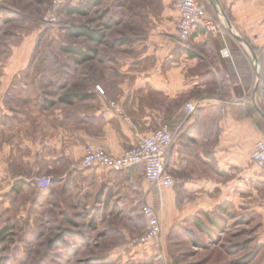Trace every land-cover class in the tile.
<instances>
[{"label":"crops","instance_id":"1","mask_svg":"<svg viewBox=\"0 0 264 264\" xmlns=\"http://www.w3.org/2000/svg\"><path fill=\"white\" fill-rule=\"evenodd\" d=\"M129 1L118 2L142 9L133 23L130 18L119 22L132 24V40L125 54L110 53L117 63L101 71L104 74L95 84L103 93L91 86L75 105L68 103L66 111L54 112L45 121L48 125L44 123L49 128L39 130L36 138L28 136L20 146L29 155L17 156L16 146L0 142V177L21 179L23 188L37 175L63 179L64 174H72L69 166L83 156L87 143L116 154L131 147L137 133L148 135L166 122L173 136L165 161L175 181L172 188L159 190L146 181L140 165L117 172L98 167L84 173L89 174L85 189L97 188L93 197L101 215L113 214L116 203L121 210L134 212L139 200L136 179L142 178L149 188L146 204L158 208L163 197L160 224L169 230L177 219L217 205L215 197L249 189L252 183L264 185V173L250 159L254 143L264 138V1L209 0L205 17L217 26H197L186 44L176 37L179 13L174 0ZM80 2L69 4L67 11H78L74 9ZM159 4L161 8L155 10ZM20 76L25 75L11 74L2 80ZM22 86L25 91L27 85ZM188 101L197 106L196 113L187 114ZM110 102H117L127 119ZM29 109L2 106L0 110L14 133L26 135L22 126L37 123L28 120L21 126L20 112ZM14 149V158H9ZM123 186L127 194L116 196ZM119 196L130 198L128 208ZM191 196V202L180 200L177 207V197ZM134 250L131 255L137 264H157L151 244Z\"/></svg>","mask_w":264,"mask_h":264},{"label":"rangeland","instance_id":"2","mask_svg":"<svg viewBox=\"0 0 264 264\" xmlns=\"http://www.w3.org/2000/svg\"><path fill=\"white\" fill-rule=\"evenodd\" d=\"M51 1L0 0V109L30 106L20 112L21 126L24 121H37L22 126L26 135L14 133L0 110V142L16 146L17 156L29 155L21 148L28 136L36 138L39 130L49 128L45 121L52 114L66 111L69 104L61 101L62 96L68 95L73 101L70 105H75L79 96L95 87L104 70L117 63L110 53H126L134 27L119 22L130 18L133 23L142 9L122 6L120 0H81L77 7L82 11L70 13L66 8L60 23L46 25L41 17ZM203 2L206 11L210 9L209 0ZM76 25L100 32L102 41L75 34ZM74 50L89 58L83 60ZM16 73L25 76L2 80ZM22 84L27 85L25 91ZM14 154L15 149L10 150L9 158ZM76 161L69 166L72 174L76 171L73 177L66 173L54 180L52 176L57 175H37L27 188L21 179L0 177V264H137L131 252L149 244L157 264H264V185L252 183L249 189L215 197L217 205L206 211L217 212L223 206L220 227L207 222L209 230L201 231L192 215L177 219L169 230L162 226L160 236L145 244L134 240L146 231L139 209L148 205L149 188L145 189L142 178L136 179L139 200L134 212L123 211L116 203L113 214L101 215L93 197L97 188L85 189L89 174L84 172L91 168H75ZM44 175L51 183L41 188L35 178ZM117 191L116 196L127 194L125 186ZM119 197L128 208L130 198ZM193 198L177 197L175 202L179 207L180 200L186 204ZM163 204L155 208L158 214ZM202 211L194 215L206 221Z\"/></svg>","mask_w":264,"mask_h":264},{"label":"built area","instance_id":"3","mask_svg":"<svg viewBox=\"0 0 264 264\" xmlns=\"http://www.w3.org/2000/svg\"><path fill=\"white\" fill-rule=\"evenodd\" d=\"M75 0H52L47 10L41 17V22L46 25L60 23L64 10ZM178 10V21L175 26L177 40L181 44H186L191 32L199 25L209 28L210 21L206 16V7L199 0H174ZM212 27V28H213ZM95 90L102 94L101 86L96 85ZM110 107L116 110L120 115L127 117L123 109L117 102H110ZM187 114L196 113L197 106L188 101L184 104ZM136 141L131 147L122 148L117 153H110L103 146L93 143H87L84 147L83 156L74 163L73 167L79 169L105 167L113 171L129 170L136 165L143 166V175L146 181L156 185L159 190L172 188L175 184L172 175L166 169L165 161L168 150L173 143L171 127L168 123L163 122L152 133L141 136L136 134ZM250 159L264 173V138L258 140L253 145ZM51 178L42 176L35 178V184L44 188L50 185ZM163 204V197L159 200V207ZM144 217L146 231L136 237L139 243H149L162 232V224L158 211L150 204L141 207Z\"/></svg>","mask_w":264,"mask_h":264},{"label":"trees","instance_id":"4","mask_svg":"<svg viewBox=\"0 0 264 264\" xmlns=\"http://www.w3.org/2000/svg\"><path fill=\"white\" fill-rule=\"evenodd\" d=\"M201 3H204L203 0H199ZM74 10H78V11H82L81 8H76ZM73 31L75 34L77 35H81V36H86L90 39H93L94 41H102L103 37L102 34L100 32H96L94 30H90L88 29L85 25H76L75 27H73ZM76 53H78L83 60L88 59L89 56L88 54H86L85 52L79 51V50H74ZM61 101L66 102V103H71L72 102V98H70L68 95H64L61 97ZM221 209H224L223 206H220V208L217 209V212L215 211H202L201 215L203 218H205L206 221H203V219H201L200 215H193L192 216V222L196 225V227L198 229H200L201 231H207L209 230V224L214 225L215 227H220L221 226V215H220V211Z\"/></svg>","mask_w":264,"mask_h":264}]
</instances>
